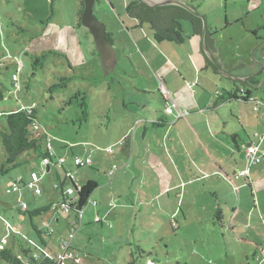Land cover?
Listing matches in <instances>:
<instances>
[{"label":"rangeland","instance_id":"rangeland-1","mask_svg":"<svg viewBox=\"0 0 264 264\" xmlns=\"http://www.w3.org/2000/svg\"><path fill=\"white\" fill-rule=\"evenodd\" d=\"M133 1L96 0L94 14L113 33L119 55L114 68L108 65L105 70L93 35L81 24V0H0V253L2 248L13 250L15 246V255L25 261L19 252L26 245L21 237L14 239L5 221L14 227L21 225L26 235L30 229L32 238L40 242L28 214L21 212V203L32 211L50 201L52 205L57 200L62 203L63 193L55 190L56 184L74 189L62 169L53 167L49 174L47 167L41 166L49 139L57 157H68L76 186L89 180L98 185L90 198L98 205L91 203L83 210L75 239L69 226L73 210L53 211L55 216L42 221V232L54 237L51 247L55 252H61L62 243L71 240L73 251L70 249L68 256L85 264H252L245 256L256 252L257 246L252 247L249 238L263 242L264 231L249 229L250 219L242 215L236 224H244L245 231L232 227L229 201L241 204L243 193L229 190L228 184L212 175L199 182L198 188L181 185V175L192 174V159L201 163L202 156L198 148L202 143L184 120L172 126H149L148 146L142 151L138 148L146 129L139 130L142 134L137 137L140 125L135 126L134 118L145 116L146 107L157 118H170L165 111L173 104L164 99V94L169 98V90H174L178 99L186 98L185 106L175 103L176 111L190 112L185 107L194 108L193 89L206 88L212 95L213 89L226 87L220 82L209 84L208 75L214 71H204L199 59L202 37L193 36L191 22H182L184 44L157 43L149 24L139 27L127 15L126 8ZM182 1L206 17L224 60L232 65L253 60L264 64V0ZM260 77L264 82V71ZM176 90L181 92L176 94ZM122 101H126L125 107ZM24 108L37 112L41 151L24 152L17 166H7L2 147L6 116ZM225 117L227 123H233L228 120L229 113ZM124 133L122 142L133 143L129 162V147L123 145L128 151L124 158L123 148L112 141ZM109 147L113 153L102 152ZM76 157H90L93 163L76 168L71 162ZM202 159L204 163V155ZM230 160H225L231 167L226 169L236 182ZM32 172L43 175L37 183L43 190L41 196L25 188ZM17 178H24L21 203L19 193H8ZM210 184L217 186L216 194H210ZM227 207L222 220L217 210ZM0 264H7L1 255Z\"/></svg>","mask_w":264,"mask_h":264},{"label":"crops","instance_id":"crops-1","mask_svg":"<svg viewBox=\"0 0 264 264\" xmlns=\"http://www.w3.org/2000/svg\"><path fill=\"white\" fill-rule=\"evenodd\" d=\"M108 32V29H107ZM112 34V40H113V45H114V38H113V33L108 32ZM210 36H207V46L209 50L211 51L212 55H215L217 58H220V61L222 62V66L224 69L235 76H238L242 78L241 82H237L234 80L227 79L223 77L219 71L216 72L214 68L211 66L212 62L209 60L208 56L204 52L203 45H202V53L206 58L203 59L200 56V62L203 64L205 67L204 71L208 72L209 70H213L214 73L212 76L208 75V81L210 82L209 84H214L220 82L222 85H224L226 88L219 89L216 88L215 90L213 89L212 95L209 94L208 90L205 88H200L201 91H197L193 89V94L192 98L194 101L192 102L194 108L191 109L190 106L187 104V108L190 112L189 114L184 118H180V121L184 120L185 124L187 125L188 129L194 134L195 139H198L201 141L202 145H200L199 148V155L202 154L204 155L206 160L203 163V159L201 156V163L196 162L195 160L192 159L191 161V167L192 169V174H187V177H182V187L185 186L186 188L189 186L188 184H192L194 188H198V183L204 180H207L206 176L207 175H212L218 180H223V184L229 186V190L232 189L233 192L237 193H243V200L242 202L240 201L241 204H236L232 203V201H229V203L232 204V211H233V223L232 227H234L235 231L242 228L245 231L244 224L242 225H237L236 224V219L238 216H247L250 219V223L247 225V227L254 228V229H260L264 231V162H262L259 165L251 166L249 168V175L245 177H239L237 178V174H239L242 171H245L247 169V163H246V154L245 150L243 149L244 144H249L253 143L256 145H259L260 147V154L264 155V82H262L261 77L259 78H251L252 75L256 74L260 69V65L254 62H248L246 63L245 61H241L240 65H232L231 63L227 62L224 60V58L221 56V48L218 46V43L213 40L212 33L210 32ZM175 44V43H174ZM179 45V44H176ZM115 49V48H114ZM117 59H119V55L117 54ZM204 60V61H203ZM210 62V64H209ZM200 63V64H201ZM251 63V64H250ZM213 65V64H212ZM105 70L107 68L105 67ZM209 73V72H208ZM108 74V72H107ZM249 79V80H248ZM202 80V81H201ZM199 81L203 85V78H201ZM225 80V81H224ZM251 81V82H249ZM185 82V81H184ZM262 82V83H261ZM207 83V82H206ZM209 84L204 83V87L209 88ZM228 84V85H226ZM199 85V83H198ZM236 85V89H235ZM197 86V85H196ZM214 86V85H213ZM198 87V86H197ZM210 89V88H209ZM240 89V91H249V96L250 99L248 101H245L243 99H230V100H220L219 95L221 96V93L223 92H228V91H234ZM189 90V89H188ZM168 92V91H167ZM181 92V90H180ZM179 92V93H180ZM190 92V91H189ZM168 96L164 94V99L166 100L167 103H176L179 106L181 105H186V98L183 100L178 99V96L174 94V90L168 92ZM178 90H176V94H179ZM173 95V96H171ZM175 95V96H174ZM240 97L242 95L239 94ZM178 99V100H177ZM253 99V100H251ZM205 100H208V103L205 104ZM123 107L126 105V101L120 102ZM146 107V106H145ZM144 110L145 116L143 117H135V123L138 122V126L140 129H138L137 132V137L141 136L142 132L139 131L143 128H145V133L143 139L139 141L140 143L138 144V148H140V151H142L144 148L146 149L147 144V136H148V127L149 126H172L175 125L176 122L179 120L177 118V111L171 115L166 113L168 117L170 118H163V117H155L151 115V112L153 110H149L147 107ZM208 110H211V114H207L206 112ZM166 112V111H165ZM191 113V114H190ZM229 113L230 115V120L233 121V123H227L226 122V117L225 115ZM129 114V113H127ZM129 118V116H126ZM133 119V120H134ZM170 119V120H168ZM128 124H130V121H128ZM230 124V125H228ZM134 126V125H133ZM237 126V130H236ZM207 128V129H206ZM204 129L207 131L205 132ZM130 130V129H129ZM244 131V132H243ZM127 134H123L120 139H112L114 141L115 145H120L123 148V157H127V152L126 147H124L122 144V139L126 136ZM259 137H263L261 140ZM132 144V143H131ZM128 146L130 149V154H129V160L132 158V149L133 147L130 145H125ZM48 146H46L44 154H46ZM53 148V146H52ZM110 148V147H109ZM107 150V149H106ZM104 150L102 151L106 155L109 153ZM134 150H135V144H134ZM148 150V148H147ZM53 152L55 153L54 149ZM56 155V153H55ZM133 156V154H132ZM57 157V156H56ZM60 157V156H58ZM57 157V158H58ZM231 159L230 162L233 164L232 167H235L234 169V174L236 175V182L230 179L229 172L227 169H231L230 166H228L225 163L226 158ZM60 158H65L67 160L66 164L64 165L63 168L58 167L54 163L51 167L47 168V173L51 174L53 171V167L62 169L64 171V175L67 179L71 180L72 183L75 184V178L73 175V171L69 170L68 168V163H70L68 157H60ZM72 165H73V161ZM71 165V166H72ZM42 166V163H41ZM66 166V167H65ZM74 166V165H73ZM75 167V166H74ZM227 168V169H226ZM36 172H32L34 174ZM37 174V173H36ZM31 175H30V180H31ZM71 175V177H69ZM192 175H195L192 177ZM18 179V178H17ZM211 179V178H210ZM228 179V181H227ZM243 179V181H241ZM22 182H24V178H21ZM91 181V180H89ZM76 185V184H75ZM85 185V184H84ZM83 185V186H84ZM211 185V190L212 192L210 194H216L217 191V186L214 184ZM83 186L79 187L82 188ZM78 187V186H77ZM41 188V187H40ZM246 188L249 190L250 193L247 192ZM71 189V188H69ZM59 190V189H55ZM61 190V189H60ZM63 190H65L63 188ZM22 193V191H21ZM197 193V192H196ZM195 193V194H196ZM43 194V190H42ZM41 194V195H42ZM186 194V193H185ZM40 195V196H41ZM183 195V193H182ZM225 195V194H224ZM64 197V196H63ZM185 197V196H184ZM229 197V195H228ZM96 204L92 203L94 206H97L98 203L94 201ZM52 201L49 202L47 206H41L38 205L34 210H44L50 208L52 204ZM60 203L59 200H57V204ZM218 217H222V220H224V212L227 213L228 207L223 211L222 209L218 208ZM53 211H49L48 213H45L41 216H35L34 218L30 219L31 223V228L33 230V233L39 237V241H36L32 238V234L30 233V229L27 228V236L30 239H33L36 241L41 247L42 250H44L46 253L49 254V249L54 251V255L58 254L60 252H55V248L51 247L52 246V240L53 236L46 237V235L42 232V227L43 225L42 221H45V218H49V216H55V214L52 213ZM52 213V214H51ZM41 217V218H40ZM83 217V214H82ZM31 218V217H30ZM75 218V216H74ZM73 218V221H74ZM253 219L256 221L254 222ZM258 222V223H257ZM73 223V222H72ZM72 223H69V226L71 227ZM47 224V223H45ZM246 224V223H245ZM258 224V225H257ZM256 225L258 228H256ZM248 229V231H249ZM23 231V229H22ZM55 231V230H54ZM40 233V234H39ZM53 233V232H50ZM49 233V234H50ZM256 235V234H255ZM14 239L16 241L20 240L18 237L14 236ZM66 239V237L62 238ZM75 239V238H74ZM251 242V246L253 247L254 244L257 246L256 252H253L252 255H246L245 258L249 262L250 260L252 261V264H255V255L259 252L260 248H263V242H260L258 240H255L254 238H249ZM249 241V240H248ZM26 247L25 249H35L34 247H31L27 243L23 242ZM249 243V242H248ZM13 252L15 254L16 247L13 246ZM72 247V246H71ZM2 248V247H1ZM248 247V251H249ZM73 251V249H71ZM35 251V250H34ZM76 250H74L75 252ZM24 249H21L20 254L23 256ZM18 253V252H17ZM76 253V252H75ZM52 255V254H51ZM252 257V258H251ZM75 259H78L75 258ZM30 261V260H29ZM83 263V262H82ZM85 264V263H84Z\"/></svg>","mask_w":264,"mask_h":264},{"label":"trees","instance_id":"trees-1","mask_svg":"<svg viewBox=\"0 0 264 264\" xmlns=\"http://www.w3.org/2000/svg\"><path fill=\"white\" fill-rule=\"evenodd\" d=\"M82 8L84 6L83 0H81ZM83 9L80 11V20ZM127 15L136 20L139 27H142L145 23L151 26L153 30V38L157 43L170 42L182 45L185 43V35L182 29V22H191L193 26V36H202L203 23L202 20L185 11L182 8L176 6H163V7H150L141 0H134L128 4L126 8ZM210 27H208V35L210 36ZM108 38L112 40V34L108 33ZM210 64V62H209ZM216 72L218 69L211 64ZM242 95V97L239 96ZM219 95L220 100L230 99H243L248 101L250 99L249 91H240V89L234 91H226ZM0 99H3L2 93L0 92ZM253 100V99H251ZM7 131L2 133V147L7 155V166H17L18 157L27 151H35L39 153L40 140L38 137V129L40 123L38 121L37 112L35 109L24 108L18 111L10 112L6 116ZM46 156L43 154L42 159ZM75 195L71 201V205L77 213L82 212L88 205L91 195L98 188V185L93 181H88L82 188L77 187L74 183ZM9 194H14L8 191ZM42 194V193H41ZM40 194V195H41ZM15 195V194H14ZM35 196H38L34 193ZM75 205H73V203ZM21 203V202H20ZM22 205V204H21ZM50 208L44 210L29 211L21 210L23 213H27L29 218L32 219L35 216H41L51 211ZM29 211V212H28ZM10 232L16 236L11 230ZM40 234V233H39ZM18 237V236H16ZM22 239V238H21ZM28 244L27 241L23 240ZM23 256L25 261L23 262L17 257L13 250L10 248L1 249V259L7 264H32L34 262L35 251L32 248L27 250L25 248ZM22 249V250H23ZM35 250V249H34ZM134 256V253H131ZM30 260V261H29ZM77 264V263H76Z\"/></svg>","mask_w":264,"mask_h":264},{"label":"built area","instance_id":"built-area-1","mask_svg":"<svg viewBox=\"0 0 264 264\" xmlns=\"http://www.w3.org/2000/svg\"><path fill=\"white\" fill-rule=\"evenodd\" d=\"M195 85V84H194ZM196 86V85H195ZM173 106H167L166 107V113L168 114H173L175 112V103H172ZM188 115L187 111H181V110H177V118H185ZM138 125V122L135 124V126ZM261 140L263 139V137H259ZM122 144H126L125 141L122 142ZM128 145L132 146L133 143H128ZM48 148L46 151V156L42 159V166L44 167H51L54 163H57L56 165L60 168H63L64 165L66 164L67 160L65 158H57L55 153L53 152V148H52V142L48 139ZM243 149L245 150V154H246V163H247V169L245 171L240 172L237 175V178L239 177H245L249 175V168L251 166H255V165H259L263 162L264 160V155L260 154V147L259 145L253 144V143H247L243 145ZM109 153H113V149L112 147L108 148L106 150ZM92 159L90 157L86 158L85 160H82L80 158H75L73 160V165L76 168H81L84 166H91L92 165ZM111 174L114 175L115 171L111 170ZM43 177V175H41V177L38 176V174L34 173L31 175V180L30 182L25 185V188L34 192L36 195H40L42 193L41 188L37 185V183L40 182L41 178ZM69 177H71V175H69ZM23 184L21 178L17 179V181L13 184L12 189H11V193H14L15 195H17V193H19V202H21V185ZM55 189H61L62 193H63V201L62 203H56L52 205L51 211H58V210H63L65 212H70L71 210H73L75 212V218L74 221L71 225V237L74 239L76 233L79 231V229L82 226V212L77 213L74 209V206L71 205V201L75 195V191L71 188L68 190H63L62 186H59L58 184H56L54 186ZM73 205H75L74 202H72ZM95 202H91L89 200L88 204H91ZM22 204V209L23 210H27L28 206L26 203H21ZM88 206V205H87ZM6 222V225L8 226V228L18 237H21L23 240L28 242V245H30L31 247L35 248V256H34V262L36 264H84L82 263L80 260L72 258L70 256H68V251L71 249V240H66L62 243V247L63 250L58 253V254H48L46 253L44 250H42V247L33 239H30L26 234H24L22 232L23 227L21 225H18V227H14L11 223ZM255 264H264V247L259 249V252L255 255Z\"/></svg>","mask_w":264,"mask_h":264},{"label":"water","instance_id":"water-1","mask_svg":"<svg viewBox=\"0 0 264 264\" xmlns=\"http://www.w3.org/2000/svg\"><path fill=\"white\" fill-rule=\"evenodd\" d=\"M141 1L150 7L176 6L184 9L185 11L194 15L195 17L201 19L203 23V32L201 36L202 45L204 52L208 56L209 60L218 69L219 73L223 77L237 82L242 81V78L228 73L222 66V63L217 61L212 55L211 51L207 46L208 25H207L206 17L199 14L194 7L190 6L188 3L182 0H141ZM83 4L84 6L81 16V24L85 28L89 29L90 33L93 35L98 53L101 57L104 66L107 68L108 65H110V68L113 69L114 65H116L118 61L117 52L114 49L113 42H111V40L108 38L107 26L104 23L100 22L96 17V15L94 14V7L96 5V0H83ZM253 62L259 64L261 69L256 74L249 77V79L256 77L259 78L264 71V64L261 61L253 60ZM236 88L237 87L235 85V89Z\"/></svg>","mask_w":264,"mask_h":264},{"label":"flooded vegetation","instance_id":"flooded-vegetation-1","mask_svg":"<svg viewBox=\"0 0 264 264\" xmlns=\"http://www.w3.org/2000/svg\"><path fill=\"white\" fill-rule=\"evenodd\" d=\"M98 1V0H97ZM214 56V58L217 60V61H219L220 63H222L221 61H220V58H217L215 55H213ZM107 69H109L108 67H107ZM249 82H251V81H249Z\"/></svg>","mask_w":264,"mask_h":264}]
</instances>
